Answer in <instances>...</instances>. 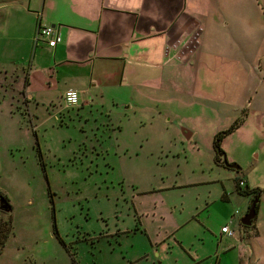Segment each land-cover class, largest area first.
<instances>
[{
  "label": "rangeland",
  "instance_id": "rangeland-1",
  "mask_svg": "<svg viewBox=\"0 0 264 264\" xmlns=\"http://www.w3.org/2000/svg\"><path fill=\"white\" fill-rule=\"evenodd\" d=\"M199 52L201 63L231 68L219 66L229 75L215 85L206 79L213 91L224 90L223 101L209 117H197V103L167 106L169 121L134 116L125 101H111L104 114L69 108L65 97L32 101L30 63L0 54V193L12 206L0 209V233L7 234L0 264H216L193 259L215 250L209 237L222 224L235 231L218 247L232 249L224 259L234 260L253 242L264 245L239 221L252 197L235 190V178L259 188L253 222L264 231V125L256 109V102L264 106V42L205 38ZM237 120L220 146L240 168L213 167L214 130ZM176 127L193 129V138ZM222 171L227 200L220 198V181L212 182Z\"/></svg>",
  "mask_w": 264,
  "mask_h": 264
},
{
  "label": "crops",
  "instance_id": "crops-1",
  "mask_svg": "<svg viewBox=\"0 0 264 264\" xmlns=\"http://www.w3.org/2000/svg\"><path fill=\"white\" fill-rule=\"evenodd\" d=\"M193 23L201 26L200 44L191 60L184 62L173 46ZM40 26L56 28L63 42L55 48L43 40L36 45L34 37ZM205 38L264 42V0H0V54L13 53V57L20 56L22 62L32 66L26 74L27 98L56 102L65 97L66 91L75 89L80 101L77 106H68L72 109L94 108L104 114L109 112L111 101H125L134 116L169 121L174 119L167 106L197 103L201 107L197 117L213 116L225 93L223 89L214 93L207 75L215 85L216 80L229 75L220 73V67L231 68L229 64L215 65L214 61L210 66L201 63L204 55L199 51ZM261 95L264 98V88ZM138 103L145 104V111L132 110ZM256 109L262 112L259 126L264 125L262 102H256ZM235 117L236 113L229 115L230 120ZM117 128L121 131L122 127L117 124ZM176 128L180 136L193 138V129ZM216 131L221 130H214V136ZM211 152L213 167L223 168L214 163V149ZM222 172L212 182L220 181V198L227 200L226 172ZM166 186L161 188L173 187ZM188 221L176 223L173 231ZM251 227L248 232L256 240L264 239V231H259L254 222ZM211 235L215 250L203 255L196 250L195 263L210 258L216 259V264H264V245L253 242L236 251L234 260L233 256L232 260L224 259L232 249L218 252V247L228 235L221 230Z\"/></svg>",
  "mask_w": 264,
  "mask_h": 264
},
{
  "label": "built area",
  "instance_id": "built-area-1",
  "mask_svg": "<svg viewBox=\"0 0 264 264\" xmlns=\"http://www.w3.org/2000/svg\"><path fill=\"white\" fill-rule=\"evenodd\" d=\"M202 32L199 23H193L186 32H183L181 36L176 40L173 48L179 54V58L184 62H189L195 55L196 48L200 44V34ZM36 43L42 39L48 43V46L55 48L58 44L63 42L62 35L56 31V28L52 26H40L35 35ZM65 100L69 106L79 104L80 96L79 91L75 89H69L65 92ZM238 183L241 187L245 186V183L239 178ZM237 212V211H236ZM221 231L226 233L228 236L235 235V232L228 226H222Z\"/></svg>",
  "mask_w": 264,
  "mask_h": 264
},
{
  "label": "trees",
  "instance_id": "trees-1",
  "mask_svg": "<svg viewBox=\"0 0 264 264\" xmlns=\"http://www.w3.org/2000/svg\"><path fill=\"white\" fill-rule=\"evenodd\" d=\"M238 124H239V122L237 120L228 128L221 130L215 134L214 139L212 141V146H213V149L215 151V157H214V163L215 164L224 166V163L222 160H223V157H225V156H223L224 152H223L220 145H221L223 138L230 135L236 129V127H238ZM235 180H236V183H235L236 189L235 190L240 195H244V196H250L251 195L252 201L255 197L260 198L261 191L259 190V188H256V187L250 188L247 185H245L244 187H241L238 183L239 178L238 179L235 178ZM0 199L3 201V206L7 207L9 209L8 211H11L12 206L9 203L8 197H6L4 194L0 193ZM252 201H251V203H252ZM258 205L259 204L256 205V210L258 209ZM2 210H5V209H2ZM6 239H7V234L6 233H4V234L0 233V255L2 254V247H3V244H5Z\"/></svg>",
  "mask_w": 264,
  "mask_h": 264
},
{
  "label": "water",
  "instance_id": "water-1",
  "mask_svg": "<svg viewBox=\"0 0 264 264\" xmlns=\"http://www.w3.org/2000/svg\"><path fill=\"white\" fill-rule=\"evenodd\" d=\"M223 163L224 165H226L227 168L230 169H236L238 170L240 168V166L236 163H228L225 159V157H223ZM259 202V197L258 198H254L251 205L248 206L246 213L243 215V217L240 220V224L243 226H251L253 223V220L256 218L257 215V210H256V205ZM0 208L1 209H5V210H9L7 207L3 206V201H0Z\"/></svg>",
  "mask_w": 264,
  "mask_h": 264
}]
</instances>
